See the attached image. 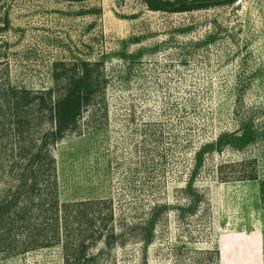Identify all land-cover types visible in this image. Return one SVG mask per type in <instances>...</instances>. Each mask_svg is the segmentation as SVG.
<instances>
[{"label": "rangeland", "instance_id": "obj_1", "mask_svg": "<svg viewBox=\"0 0 264 264\" xmlns=\"http://www.w3.org/2000/svg\"><path fill=\"white\" fill-rule=\"evenodd\" d=\"M80 61L100 63L103 100L51 149L60 201H113L119 237L98 263L213 264L189 252L217 249L218 264H264V0L175 13L141 0L0 1V92L52 87L56 67ZM242 122L253 141L204 152L194 181L204 200L185 211L195 151ZM9 140L0 138V158L15 149ZM251 169L255 180L218 178ZM157 202L168 208L150 240L130 238ZM0 264H63L62 251L0 255Z\"/></svg>", "mask_w": 264, "mask_h": 264}, {"label": "trees", "instance_id": "obj_2", "mask_svg": "<svg viewBox=\"0 0 264 264\" xmlns=\"http://www.w3.org/2000/svg\"><path fill=\"white\" fill-rule=\"evenodd\" d=\"M1 1V0H0ZM148 9L169 13L190 12L237 0H141ZM99 62L80 61L72 68H55V84L46 89L8 87L0 92V138L15 149L0 158V255L14 256L28 251L58 246L63 264H99L103 249L117 243L115 209L110 197L60 201L57 194L56 161L51 147L72 131L85 108L99 95ZM64 65V63H62ZM95 67V68H94ZM102 101L103 96H99ZM254 133L245 122L233 131L223 132L195 151V161L181 192L188 200L184 207L195 212L204 194L194 185L205 151L225 145L242 147L253 141ZM9 162L8 168L3 165ZM6 162V163H7ZM221 181L257 179L255 170L238 173L219 171ZM264 204V179L259 182ZM166 203H154L140 222L129 225V237L145 241ZM180 208V207H179ZM141 242V241H140ZM98 245L102 247L97 248ZM97 248L96 251H93ZM186 252L189 251L182 247ZM195 261L203 258L218 264L217 249H190ZM213 256V257H212Z\"/></svg>", "mask_w": 264, "mask_h": 264}]
</instances>
